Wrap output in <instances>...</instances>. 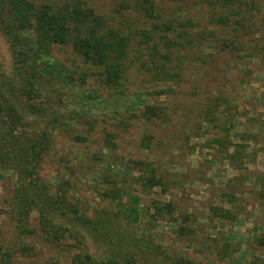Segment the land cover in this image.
<instances>
[{
    "label": "trees",
    "instance_id": "16d2710c",
    "mask_svg": "<svg viewBox=\"0 0 264 264\" xmlns=\"http://www.w3.org/2000/svg\"><path fill=\"white\" fill-rule=\"evenodd\" d=\"M89 1L0 0L11 55L8 69L0 62V179L10 182L0 214L12 233L0 238V264H199L133 248L139 236L163 240L157 222L178 216L173 200L142 202L156 187L169 189L167 172L122 152L135 121L174 120L164 102L133 89L128 74L140 55L152 88L167 94L192 77L199 82L217 52L264 64V0H125L137 14L128 27L108 23ZM224 91L212 110L226 121L227 110L218 111L230 96ZM155 132L145 128L139 147L152 151ZM176 230L183 237L187 229Z\"/></svg>",
    "mask_w": 264,
    "mask_h": 264
},
{
    "label": "rangeland",
    "instance_id": "374dc122",
    "mask_svg": "<svg viewBox=\"0 0 264 264\" xmlns=\"http://www.w3.org/2000/svg\"><path fill=\"white\" fill-rule=\"evenodd\" d=\"M89 4L112 25L120 22L128 27L137 19L125 0H90ZM139 17L145 25V16ZM247 42L244 37L243 44ZM67 50V46L61 47L58 53ZM216 55L209 71L203 73L201 69L199 82L194 83L192 77L167 94H157L153 80L140 65V55L134 57L128 84L146 92L150 100L164 102L174 120L166 124L135 121L124 130L122 152L152 158L167 172L172 181L169 189L163 192L156 187L144 194L142 202L173 200L178 220L171 222L169 215V220L157 222L155 227L163 240L150 244L139 236L130 243L145 257H154V250H162L173 257L179 252L186 260L199 264H264V64L252 55L246 57V63L227 51ZM0 62L6 68L11 64L1 34ZM219 90L231 96L225 97L227 101L218 109L227 110L226 121L216 119L217 112L212 110L216 104L214 94ZM200 100L209 104L206 113ZM208 112L211 122L200 116ZM252 127L254 130L248 131ZM145 128L156 131L157 145L152 151L139 147ZM96 134L100 136L99 131ZM9 184L7 179H0V203ZM224 211L226 216L221 215ZM180 224L188 230L181 233L183 237H178L176 230ZM9 229L8 218L0 214V238L5 242L12 240Z\"/></svg>",
    "mask_w": 264,
    "mask_h": 264
}]
</instances>
